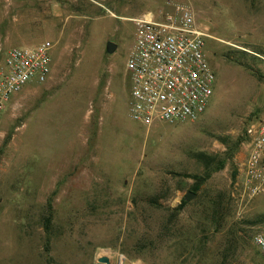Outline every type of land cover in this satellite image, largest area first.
Returning a JSON list of instances; mask_svg holds the SVG:
<instances>
[{"label":"rangeland","instance_id":"1","mask_svg":"<svg viewBox=\"0 0 264 264\" xmlns=\"http://www.w3.org/2000/svg\"><path fill=\"white\" fill-rule=\"evenodd\" d=\"M174 4L207 35L212 94L196 121L145 129L127 111L130 19ZM42 42L48 79L0 112V264H264V192L237 179L264 110V0H0V58Z\"/></svg>","mask_w":264,"mask_h":264},{"label":"built area","instance_id":"2","mask_svg":"<svg viewBox=\"0 0 264 264\" xmlns=\"http://www.w3.org/2000/svg\"><path fill=\"white\" fill-rule=\"evenodd\" d=\"M146 15L130 19L134 32L125 61L128 115L145 129L194 122L203 115L214 83L205 57L207 35L180 4L157 16ZM51 67L49 42L8 48L0 58V112L24 87L45 82ZM245 136L237 179L242 195L252 198L264 192V110ZM252 242L264 259V234L254 235ZM115 264H124V257L118 256Z\"/></svg>","mask_w":264,"mask_h":264},{"label":"water","instance_id":"3","mask_svg":"<svg viewBox=\"0 0 264 264\" xmlns=\"http://www.w3.org/2000/svg\"><path fill=\"white\" fill-rule=\"evenodd\" d=\"M114 49H115V46L113 44L106 43V46H105V53L106 54L112 53ZM192 196H193V193H191V192L188 191L183 196V200L184 201H187V200L191 199ZM97 262L98 263H101V264H108V259L105 258V257H99V258H97Z\"/></svg>","mask_w":264,"mask_h":264},{"label":"trees","instance_id":"4","mask_svg":"<svg viewBox=\"0 0 264 264\" xmlns=\"http://www.w3.org/2000/svg\"><path fill=\"white\" fill-rule=\"evenodd\" d=\"M219 167H220V166H219ZM219 167H218V168H219ZM199 187H200V184H199L198 182H195V183L190 187V192L193 193V194H195V193L198 191ZM184 204H185V202L181 200V202H180V204L177 206V208L174 209V212L179 211V210L182 208V206H183ZM215 207H216V204H215V203H213V204H209V205H208V210L210 211V212H209L210 216H215V214H216V213L214 212ZM216 208H217V207H216Z\"/></svg>","mask_w":264,"mask_h":264},{"label":"crops","instance_id":"5","mask_svg":"<svg viewBox=\"0 0 264 264\" xmlns=\"http://www.w3.org/2000/svg\"><path fill=\"white\" fill-rule=\"evenodd\" d=\"M51 71H52V67H51ZM51 73V72H50Z\"/></svg>","mask_w":264,"mask_h":264},{"label":"bare ground","instance_id":"6","mask_svg":"<svg viewBox=\"0 0 264 264\" xmlns=\"http://www.w3.org/2000/svg\"><path fill=\"white\" fill-rule=\"evenodd\" d=\"M146 18V17H145Z\"/></svg>","mask_w":264,"mask_h":264}]
</instances>
